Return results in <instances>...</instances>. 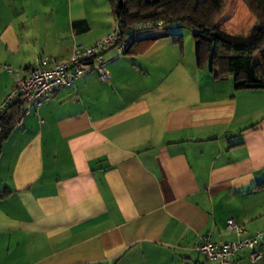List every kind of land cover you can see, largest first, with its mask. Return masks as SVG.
Masks as SVG:
<instances>
[{
  "label": "crops",
  "instance_id": "0c3cea01",
  "mask_svg": "<svg viewBox=\"0 0 264 264\" xmlns=\"http://www.w3.org/2000/svg\"><path fill=\"white\" fill-rule=\"evenodd\" d=\"M237 5L217 17L228 32L252 20ZM115 26L108 0H0V106L15 85L5 64L66 58ZM133 50L110 49L108 80L84 73L10 131L0 264H204L191 244L234 239L228 217L264 226V88H235L248 70L214 78L194 39Z\"/></svg>",
  "mask_w": 264,
  "mask_h": 264
},
{
  "label": "trees",
  "instance_id": "16d2710c",
  "mask_svg": "<svg viewBox=\"0 0 264 264\" xmlns=\"http://www.w3.org/2000/svg\"><path fill=\"white\" fill-rule=\"evenodd\" d=\"M111 12L123 32H128L133 25L143 21H163L161 29H152L139 33L130 32L124 53H134V44L143 42L149 45L156 39L164 36L172 37L173 41L182 43V35L172 32L171 29L188 25L193 32L194 52L199 67H207L214 78L226 74L248 70L251 81L238 79L234 82L235 88H264V5L261 0H242L248 10L255 17L256 23L249 33H230L220 27L218 15L227 6L230 0H205L202 11L194 4L188 5V0H108ZM84 20L74 22V26ZM23 100L16 99L7 108L0 112V155L2 146L7 139L14 123L23 111ZM264 185V180L257 186ZM11 191L3 187L0 189V198H4Z\"/></svg>",
  "mask_w": 264,
  "mask_h": 264
},
{
  "label": "built area",
  "instance_id": "2783aa9c",
  "mask_svg": "<svg viewBox=\"0 0 264 264\" xmlns=\"http://www.w3.org/2000/svg\"><path fill=\"white\" fill-rule=\"evenodd\" d=\"M163 21H143L133 25L129 32H123L116 20V26L105 36L90 45L75 44L71 54L63 59H53L42 56L34 65L26 69H15L4 65L11 73L15 85L0 106V112L16 99L23 100V111L16 119L14 126L21 124L23 116L30 113L32 107L49 99L63 87L74 85L84 73L95 70L99 76L108 80L110 77L106 67L104 54L114 49L117 54H123L130 39V32L139 33L152 29L164 28ZM226 227L234 233L231 240H213L209 233L200 235L191 248L204 259V264H236V256L248 251L251 262H257L264 255V226L249 231L233 217L226 219Z\"/></svg>",
  "mask_w": 264,
  "mask_h": 264
},
{
  "label": "rangeland",
  "instance_id": "374dc122",
  "mask_svg": "<svg viewBox=\"0 0 264 264\" xmlns=\"http://www.w3.org/2000/svg\"><path fill=\"white\" fill-rule=\"evenodd\" d=\"M261 2L264 5V0H261ZM240 3L244 4V2H242V0H230L227 5L234 7V6H236V4H238L237 6H240ZM187 4L188 5L194 4L198 10L202 11L204 8L205 0H188ZM245 11H246V13H250V15H252V20L249 21L248 18H246L245 16H242L241 17L242 22L244 23L242 28L237 27L236 29L232 28V29H227V30H231L230 32L235 33V34L245 35V34L249 33V30L256 23V20H255V17L253 16V14L248 10L247 7L245 8ZM171 31L181 33L182 38L187 39L188 43H191V40L193 41V32L188 25H182V26L173 28V29H171Z\"/></svg>",
  "mask_w": 264,
  "mask_h": 264
},
{
  "label": "water",
  "instance_id": "95a60500",
  "mask_svg": "<svg viewBox=\"0 0 264 264\" xmlns=\"http://www.w3.org/2000/svg\"><path fill=\"white\" fill-rule=\"evenodd\" d=\"M129 32V31H128Z\"/></svg>",
  "mask_w": 264,
  "mask_h": 264
}]
</instances>
